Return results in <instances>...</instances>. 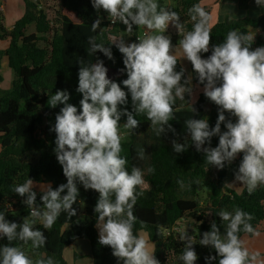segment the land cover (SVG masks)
I'll use <instances>...</instances> for the list:
<instances>
[{"label": "clouds", "instance_id": "9594fccd", "mask_svg": "<svg viewBox=\"0 0 264 264\" xmlns=\"http://www.w3.org/2000/svg\"><path fill=\"white\" fill-rule=\"evenodd\" d=\"M90 2L97 13L91 32L101 29L105 18L101 12L107 14L111 24L119 21L124 25L127 33L134 29L144 31L132 42H126L122 36H110L108 46L97 43L96 36L87 38L89 56L100 52L115 62L111 46L116 47L123 63L119 71L126 73L125 79L117 82L109 78V69L103 60L88 63L79 59L75 89L82 97L79 106L69 102L71 94L67 90H57L47 99L51 109L61 106L50 131L55 133L53 151L66 183L53 188L50 183L37 185L29 177L13 187L29 213L22 222H16L0 212V241H7L0 244V264H57L53 257L45 258L39 253L33 260L22 245L31 242L32 250L44 247L47 237L37 224L51 230L62 213L69 219L77 215L73 205L80 196L79 186L98 193L94 206L98 244L109 247L118 264H160L154 254L155 245L150 244L145 231L146 222L139 221L140 229L134 232L138 221L134 207L138 195H143L146 181L141 168L132 166L129 172V162L121 155L122 140L140 127L138 115L150 121L157 137L168 132L177 135L170 123L175 118L174 105L177 99L192 97L193 73L197 83L203 86V95L217 107V119L214 126H210L208 118L187 119L184 123L191 145L203 154L207 165L217 170L231 166L240 158L234 182L227 187L240 182L251 195L264 185V45L253 47L260 29L255 32L232 29L220 43L213 44L212 17L200 3L188 9L192 28L186 31L179 13L162 6L158 0ZM254 3L264 8V0H254ZM170 27L181 37L179 64L174 53L177 45L167 35ZM183 61L191 65V72ZM214 137H218L215 147L212 146ZM171 146L177 154L189 147L176 139L171 141ZM137 155L143 160L145 150L141 148ZM147 171L155 170L149 167ZM178 183L182 189L185 187L183 180ZM36 187H39V203ZM217 216L221 224L213 220L209 230L200 233L199 245L215 252L204 258L205 264L214 261L216 264H264L261 253L249 251L239 235L241 232L260 235L251 224L253 215L236 207L233 211L221 209ZM178 240L184 245L180 260L183 264H196L199 257L194 248L195 237L185 230L179 233Z\"/></svg>", "mask_w": 264, "mask_h": 264}, {"label": "trees", "instance_id": "16d2710c", "mask_svg": "<svg viewBox=\"0 0 264 264\" xmlns=\"http://www.w3.org/2000/svg\"><path fill=\"white\" fill-rule=\"evenodd\" d=\"M58 1L61 9L55 16H51L45 7L40 9V5L35 1L22 0L24 13L12 29L5 26L0 5V40L9 41V47L0 50V212L6 213L7 219L16 222H22L23 218L28 216L29 209L21 203L22 198L14 193L15 185L24 183L29 177L37 184L50 183L53 188L66 183L53 151L55 133L50 131L61 106L51 109L47 99L57 90H67L71 94L69 102L79 106L82 97L75 90L78 84L79 59L88 63H95L97 59L103 60L109 69V78L117 82L126 78V73L119 71L123 68L122 56L114 45L111 47L115 62L108 60L100 52L92 56L87 52L88 36H96L97 43L108 46L111 43L109 37L118 38L120 28L124 25L119 21L112 25L107 19V14L101 12L100 15L105 17L101 29L93 33L90 31L91 24L97 18V13L90 0ZM202 1L158 0L162 6H168L169 2L174 3L172 10L179 13L186 31L192 28L188 9L193 4H201ZM251 1L238 0V6L247 10ZM32 28L34 31L30 33ZM232 29L241 32L260 29L264 33V14L257 18L227 19L216 24L211 27L212 43H220ZM142 31L143 29H134L130 33L131 42L135 41ZM180 38L176 33L172 42L178 44ZM40 42L45 43L43 47L39 46ZM261 45H264V35L256 37L253 47ZM5 59L13 72L12 86L8 90L2 89V61ZM192 75L191 86L203 87L197 83L195 74ZM192 104L193 107L188 109L191 105L189 101L176 100L175 118L170 123L177 135L168 132L157 137L150 127V121L145 116L138 115L140 127L131 133L127 141H122L121 155L129 162V172L132 166L141 168L146 181L143 195H138L134 207V214L138 218L134 232L140 229L139 221L146 222L145 231L155 245L154 254L160 264H183L180 256L184 245L178 240V234L173 232V228L181 220H184V223L188 219L195 221L192 232L197 243L194 248L199 257L196 263L205 264L204 258L209 254L202 251V246L199 245L200 233L209 230L213 220L218 225L221 224L217 216L221 209L233 211L239 207L251 213L254 217L251 224L259 231L258 237L264 236V185L258 187L251 195L246 188L238 192L226 186L229 179L234 177L240 158L223 170H217L205 163L203 154L198 153L191 145L190 138H187L184 122L189 118H208L210 126H214L217 107L203 94ZM208 104L209 112L206 110ZM193 108L196 109L195 113ZM173 139L188 144V150L181 154L175 153L171 146ZM217 144L218 137H214L212 146ZM141 148L145 150L143 160L137 155ZM149 167L155 171L149 173ZM180 180L184 182L183 189L178 183ZM79 187L80 196L73 205L77 215L69 219L66 213H62L51 230H45L42 225L37 224L47 237V244L38 250H32L29 242L22 245L23 249L33 260L38 258L39 253L45 258L53 257L57 264H69L65 250L77 240L87 239L91 245V264H118L112 250L98 244L94 213L98 193ZM36 191L39 203V190ZM140 191L141 188L138 187L137 193ZM202 192L207 196L206 202H202L200 198ZM223 232L224 227L221 226V233ZM239 235L247 243L258 238L243 232ZM3 243H7L6 239L0 241V244ZM13 243L21 244L19 241ZM209 251L215 255L214 250ZM74 257L77 258L78 255Z\"/></svg>", "mask_w": 264, "mask_h": 264}, {"label": "crops", "instance_id": "0c3cea01", "mask_svg": "<svg viewBox=\"0 0 264 264\" xmlns=\"http://www.w3.org/2000/svg\"><path fill=\"white\" fill-rule=\"evenodd\" d=\"M201 5L207 11H209L212 17V20L210 21L211 27L215 26L216 24L223 23L227 19L241 20L245 18H257L264 14V8L257 7L256 4L254 3V0L251 1L250 7L247 10H243L239 8L238 0H203L201 2ZM19 7L21 9L20 16H22L25 10L22 0H20ZM1 9L3 13H5L2 6H1ZM15 22L11 24L10 26L8 27L6 26V27L8 29H12ZM250 30L253 32L256 31L255 29H250ZM167 35H172V34L167 33ZM263 35L264 33L260 31L256 37L263 36ZM172 37L173 35L171 36V38ZM8 47H9V41L0 40V50H6ZM174 53L177 55L178 60L180 61L179 58L182 57V51L181 50L178 51L174 48ZM183 64L184 66L188 68L189 72H191L190 64L187 61H183ZM4 68H6L7 70L8 69L10 70L7 59L2 61V75H3ZM12 80H13V75H12ZM9 85L11 87L12 82H10ZM192 107H193V104L191 103V105L188 106V109H191ZM207 108L208 107L206 106V110ZM74 255H78V257L75 258ZM65 256L69 264H91L93 261V258L91 254V245H90L89 240L87 239L77 240L75 243H73L69 248L65 250Z\"/></svg>", "mask_w": 264, "mask_h": 264}, {"label": "rangeland", "instance_id": "374dc122", "mask_svg": "<svg viewBox=\"0 0 264 264\" xmlns=\"http://www.w3.org/2000/svg\"><path fill=\"white\" fill-rule=\"evenodd\" d=\"M35 1L37 4L41 5L42 7L46 8V11H48V13L51 16H55L56 12L58 10L61 9V4L58 0H32ZM20 0H0V5L3 7L4 9V22H5V26H10L11 24H13L17 18H19L20 16ZM174 3L169 2L168 3V7L173 8ZM34 29H30V33L33 32ZM168 34H172V35H176V31L173 28H169V33ZM125 38L126 42H131V35L130 33H127L125 31V26H122L120 28V34L118 36V38L120 37ZM44 42H40L39 46L43 47L44 46ZM173 45H177V47H175L176 50L180 51V49L178 48V44L177 43H173ZM11 74V75H10ZM3 75H4V81L2 84V89L4 90H8L10 89V82H12V75L13 72L12 70H7L6 68L3 69ZM193 87V95L192 97H189L188 95L185 96L184 101H189L191 103L195 102V100H197V98L199 97L200 94H203L202 88L203 87H197V86H192ZM207 112H209V104L207 105ZM122 132L124 131V129L121 130ZM130 135L127 136L125 139H123L122 141H127L129 139ZM234 182V177L229 179L228 183H233ZM38 185V184H37ZM231 189L241 192L243 189H245L246 187L243 186L240 182H235L234 184H232V187H230ZM36 190H39V187L35 188ZM200 198L202 200V202H206L207 200V196L204 192L200 193ZM188 219V218H187ZM194 220L192 219H188L186 222H184L183 224H181L180 226V232L181 231H185L187 230V232L189 233V235H192L195 237V235L193 234V226H194ZM178 232V236L179 233ZM148 234V233H147ZM177 236V238H178ZM149 238V236H148ZM150 244H152V242L149 240ZM245 246L249 249V251H259L261 253V256L264 257V236L258 237L257 239L251 240L249 243L244 242ZM202 251H204L205 253L209 254L211 250V248L209 247H201ZM197 264V263H196Z\"/></svg>", "mask_w": 264, "mask_h": 264}, {"label": "built area", "instance_id": "2783aa9c", "mask_svg": "<svg viewBox=\"0 0 264 264\" xmlns=\"http://www.w3.org/2000/svg\"><path fill=\"white\" fill-rule=\"evenodd\" d=\"M40 9L42 8V6L40 5V7H39ZM109 21V20H108ZM110 22V21H109ZM112 25H114V24H112ZM144 31V30H143ZM183 221L184 220H181L180 222H178L176 225H175V227L173 228V232L174 233H177L178 234V232H180V226H181V224H183Z\"/></svg>", "mask_w": 264, "mask_h": 264}, {"label": "water", "instance_id": "95a60500", "mask_svg": "<svg viewBox=\"0 0 264 264\" xmlns=\"http://www.w3.org/2000/svg\"><path fill=\"white\" fill-rule=\"evenodd\" d=\"M170 36H172V35H170Z\"/></svg>", "mask_w": 264, "mask_h": 264}]
</instances>
